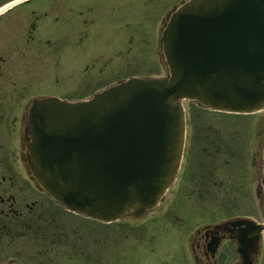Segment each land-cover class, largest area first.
Returning a JSON list of instances; mask_svg holds the SVG:
<instances>
[{
	"label": "water",
	"instance_id": "obj_1",
	"mask_svg": "<svg viewBox=\"0 0 264 264\" xmlns=\"http://www.w3.org/2000/svg\"><path fill=\"white\" fill-rule=\"evenodd\" d=\"M14 1L0 0V8ZM160 41L165 78L122 80L87 101L33 103L27 168L65 209L107 223L155 209L181 166L183 101L230 114L264 111V0H190L170 15ZM250 230L244 264L264 224Z\"/></svg>",
	"mask_w": 264,
	"mask_h": 264
},
{
	"label": "rangeland",
	"instance_id": "obj_2",
	"mask_svg": "<svg viewBox=\"0 0 264 264\" xmlns=\"http://www.w3.org/2000/svg\"><path fill=\"white\" fill-rule=\"evenodd\" d=\"M174 3L178 4L179 0H33L22 4L0 18V45H3L0 57L11 58V65H3L0 60V67L3 66L0 71L8 72L4 76L18 83L10 88L26 93L28 102L33 98L31 95L64 96L77 101L130 75L166 76L159 46L147 38L155 26L154 17L162 15L159 11L164 7L166 11ZM70 45L75 51L69 55ZM24 54L26 58L17 60L16 56ZM23 61L27 65L18 67L16 63ZM8 89L2 91L6 104ZM183 105L188 130L185 162L168 198L170 202L176 199L171 207L183 224L156 217L148 225L147 239L141 243L131 233H125L130 230L118 237L120 233L115 234L118 229L115 227L106 228L107 240L99 241L96 233L99 225L81 222L76 217L63 218L67 220L62 222L57 216V221L67 226L64 230L69 228V241L74 244L73 255L68 257L69 252L64 250L66 232L56 229L63 237L58 248L65 252L60 256L61 264H180L176 261V249L183 234L181 230L191 232L198 222L234 214H260L255 189L262 175L264 113L226 116L201 110L189 101H183ZM226 145L233 152L228 165L219 156ZM198 157L203 158L208 168L214 171L218 168L223 174L221 179L229 185L194 186V179L187 175L198 171ZM205 173L211 172L207 169ZM199 191L204 192L203 198ZM165 208L166 202L151 212V216L166 214L171 218ZM196 217L201 219L193 222L192 218ZM93 231L96 232L92 234ZM39 251L43 252L41 248ZM146 256L154 259L148 261Z\"/></svg>",
	"mask_w": 264,
	"mask_h": 264
},
{
	"label": "flooded vegetation",
	"instance_id": "obj_3",
	"mask_svg": "<svg viewBox=\"0 0 264 264\" xmlns=\"http://www.w3.org/2000/svg\"><path fill=\"white\" fill-rule=\"evenodd\" d=\"M183 1L185 0H179L178 4L174 3L166 11H164V7L159 11V13L163 12L162 15L157 13L159 15L158 17H154L155 26L151 29V37L147 38L149 42L153 41L152 43H154L155 41L157 47L161 46L160 37L164 22L166 21V16ZM119 33L115 35L120 36ZM2 40L6 41V37H3ZM7 41L10 43L12 40L9 38ZM9 49H11V45ZM2 50L3 45H0V51ZM72 50L75 51L73 46L70 45L69 55L72 53ZM22 56H16L17 60L20 61L22 58H26L25 54L23 57ZM4 57L5 56L0 57L3 65H6V63L11 65V58L5 59ZM72 61L74 62V60ZM12 64L13 66L17 64L20 68L27 65L24 61ZM2 67L3 66H1L0 69H2ZM2 70L0 71V264H61L60 259L62 260L63 258L60 256L65 254L64 250L69 252L67 255L68 257H72L74 244L69 241V228L64 230L67 226L60 223V221L65 222L67 220L63 218L76 217L82 220L81 222L84 221L99 225V230L97 232H92V234L95 232L98 233L99 241L107 240L106 228L115 227L118 228L115 234L117 235L120 233L118 237L121 236L125 230H130L125 233H131L133 238L135 237L136 241L139 243L147 239L149 233L148 225L152 223L156 217H160L161 219L166 218L168 221L172 219L174 224H183V220H181L180 216L176 214L171 207L176 199L171 202L168 200L172 187L177 182L179 174H181L180 171L175 183L172 184L162 203L157 207L159 208L166 202L167 209L165 208V210L171 218H168L166 214L151 216L150 212L141 217L128 216L120 221L106 223L69 212L53 200L44 190L40 189L32 180L27 168V125L28 114L32 103L36 99L44 96L31 95L30 97L33 98L28 102L26 93L23 95L17 88H10V86H17L18 83L15 81L10 82L7 76H4L7 75L8 72ZM6 87L9 88V95L6 101L7 104L2 100V91H4ZM55 97L68 100L64 98V96ZM209 131H211V127H209ZM216 134H218V131ZM186 147L187 144H185L184 155ZM232 154L230 153V145H226L219 156L220 159H226L225 162L226 165H228V157ZM231 157H233V155ZM184 159L185 156L183 157L180 170H182L184 165ZM197 164L198 171L195 174L187 175L188 178L191 176L194 179V186L198 184L210 186V183L215 186L217 184L229 185L225 183L224 179H221L223 174L217 171L218 168H216L215 171L213 168H208L209 165L205 163L203 158L198 157ZM228 167L230 168V164ZM207 169L210 170V174L205 173ZM199 170L200 173H198ZM213 177L215 180L211 179ZM228 177H230V173L227 179ZM262 177L263 173L260 175V182L255 189V195L258 200L257 211L260 214L256 215L255 212L253 215L234 214L217 220L198 222L192 227L193 229L191 232L186 231V229L181 230L183 234L178 238L180 245L176 249V251H178L177 263L244 264V259L240 250L242 244H249L248 250L251 252L252 238L254 235H252L250 227L252 228V226L264 223V189L261 182ZM229 180L230 178L228 182ZM203 193L204 192L199 191V196L201 198L204 197ZM28 196H31L33 199H29ZM226 205L227 204H225V206ZM226 208L229 209L230 207ZM57 216H60V221H57ZM200 219V217H196L192 218V221L197 222ZM48 224L49 226H47ZM186 224L187 223H185V226H187ZM56 229L66 232V248H64V250L61 248L58 249L59 244L63 242V237ZM86 231L88 232L89 229ZM185 234H188V237ZM27 246L31 247L28 248ZM48 247H51V249ZM39 248L43 250L42 253H40ZM104 249L105 248L101 251L102 256L105 254ZM256 252L257 253L252 254L250 258L251 264H264V232L260 234L259 248ZM104 258L105 256L103 259ZM151 259L154 258L146 256V260L150 261ZM170 264L175 263L171 262Z\"/></svg>",
	"mask_w": 264,
	"mask_h": 264
},
{
	"label": "bare ground",
	"instance_id": "obj_4",
	"mask_svg": "<svg viewBox=\"0 0 264 264\" xmlns=\"http://www.w3.org/2000/svg\"><path fill=\"white\" fill-rule=\"evenodd\" d=\"M29 0H16L10 4H6L0 8V17L3 15L8 14L9 11H11L14 7L19 6Z\"/></svg>",
	"mask_w": 264,
	"mask_h": 264
}]
</instances>
